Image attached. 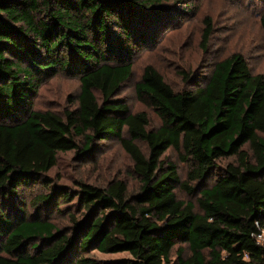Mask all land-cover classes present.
Here are the masks:
<instances>
[{
  "label": "trees",
  "instance_id": "trees-1",
  "mask_svg": "<svg viewBox=\"0 0 264 264\" xmlns=\"http://www.w3.org/2000/svg\"><path fill=\"white\" fill-rule=\"evenodd\" d=\"M164 1L0 0V264H264V76L233 55L204 86L176 91L148 65L136 94L158 129L117 98L139 51L172 25ZM61 73L80 80L76 109L34 110L41 85ZM113 138L133 162L136 192L115 180L79 183L73 196L51 181L60 153L91 155ZM171 149L191 164L186 181L165 159ZM39 186L49 191L29 200ZM77 198L84 218L69 216L68 237L52 218ZM90 249L130 258H83Z\"/></svg>",
  "mask_w": 264,
  "mask_h": 264
},
{
  "label": "rangeland",
  "instance_id": "rangeland-1",
  "mask_svg": "<svg viewBox=\"0 0 264 264\" xmlns=\"http://www.w3.org/2000/svg\"><path fill=\"white\" fill-rule=\"evenodd\" d=\"M163 5L168 8L163 14L168 13L172 25L162 31L154 47L139 51L134 61L133 76L117 97L128 104L132 113L146 112L150 118V129H158L161 119L153 109L142 104L136 94V84L148 65L154 66L176 91L195 89L192 87L194 84L204 86L215 65L233 55H242L253 75L264 76V29L261 24L264 0H165ZM207 30H210L208 38ZM79 93L78 77L58 74L41 85L34 98V110H49L64 118L67 111L76 109ZM124 137H128L126 129ZM137 143L146 151L143 143ZM96 148L90 156L78 155L76 151L60 153L56 167L49 174L54 185L76 196L80 190L79 183L106 187L112 181L122 180L128 184L131 194L136 192L140 182L121 142L113 138ZM180 156L179 152L171 149L165 154V159L177 166L181 181H186L191 164L182 162ZM235 163L234 157L219 161L218 174H223L229 164ZM216 178L208 183L209 187ZM48 191L41 186L28 191L29 200ZM176 194L179 200L196 205V194L188 195L180 188L176 189ZM61 208L65 210L64 214L55 215L52 221L62 234L75 237L69 216L84 218L80 201L73 199L69 206L62 205ZM27 211L31 212L32 208ZM82 257L92 261H120L130 258V255L104 254L90 249Z\"/></svg>",
  "mask_w": 264,
  "mask_h": 264
},
{
  "label": "built area",
  "instance_id": "built-area-1",
  "mask_svg": "<svg viewBox=\"0 0 264 264\" xmlns=\"http://www.w3.org/2000/svg\"><path fill=\"white\" fill-rule=\"evenodd\" d=\"M262 239V236H259V240H261Z\"/></svg>",
  "mask_w": 264,
  "mask_h": 264
}]
</instances>
